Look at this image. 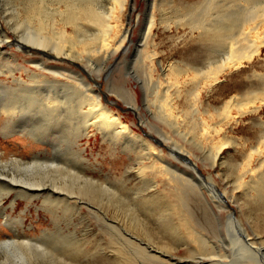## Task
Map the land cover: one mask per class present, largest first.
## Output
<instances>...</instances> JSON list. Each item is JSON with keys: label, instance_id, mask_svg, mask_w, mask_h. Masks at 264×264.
I'll list each match as a JSON object with an SVG mask.
<instances>
[{"label": "bare ground", "instance_id": "6f19581e", "mask_svg": "<svg viewBox=\"0 0 264 264\" xmlns=\"http://www.w3.org/2000/svg\"><path fill=\"white\" fill-rule=\"evenodd\" d=\"M23 1L21 12L25 17L22 19L23 13L17 12L13 20L14 29H18L21 25L25 26V28L23 27L25 33L23 32L20 39L18 37L10 38L0 20V59L7 54L8 47L16 46L27 57L39 55L47 60L32 58L29 63L34 65V68L25 66L17 68L19 65L8 68L7 64L3 65L6 70L0 67V78L5 79L0 82V129L5 135L18 133L21 135V139L28 142L27 144L30 146H37L34 144V141L37 140L47 143L48 147L45 150L49 155L55 152L63 153L62 155L73 156L81 162H88L85 157L86 150L81 149V143L82 141L90 142L92 137L97 139L99 136L103 143H109L114 153L123 147L130 161L128 172H126V175H129L126 179L132 184V187H128L131 193L130 196L128 195L130 197L128 200L132 206V214H136L142 203L152 204L154 207L150 208L151 215L161 218L164 216L176 217L178 222L171 224L170 228L184 230L196 246L203 247L205 243L198 236L203 225L197 219L194 209H201L203 200H206L209 204L216 205L221 212L226 209L224 204L228 203L227 199L234 200L235 194L228 196L229 193L225 189L221 193L217 189L216 181L212 175L209 177L197 176L200 172L196 168V164L191 162L189 151L175 142L173 137L171 138L165 131L162 132V135L159 134L163 140L156 139L151 134L145 135V137L139 135L111 107L112 101L107 100V95L101 89V83L91 74L95 69H102L100 65L93 62L91 57L97 56L104 61L123 50L126 41H131L130 29L123 27V17L127 9L132 12L135 8V0H56L58 5L64 6L65 10L56 7L57 9L54 11L45 10L43 7L45 0ZM147 1L149 3L148 11L140 33L141 49L143 48L138 52L141 56L140 60L144 62V66L149 61L150 72H162L161 75L168 78L170 84L172 83L170 87L177 89L176 95L170 94V90H168L164 96L160 97L158 105H153L154 109L148 111L151 116L164 124L172 125L173 128L174 124L177 126L181 124H178V120L182 114L175 115L173 112L174 103H179L183 99V93L179 86L181 79L190 78L192 75L191 81L195 84L197 91L201 87H212L215 82L220 81V75L237 69L245 61L247 62L260 54L264 48V0H231L230 4L227 3L228 0H198L193 4H189L186 0H180L182 8L174 10L173 21L170 20L172 18L170 12L160 11V23L165 22L166 25H169L167 23L172 21L176 27L188 28L191 35H196L198 50L196 53L190 54L191 56L186 59L187 63L182 67L172 62L163 67L161 63H158V52L154 51L152 54L145 52L152 45L154 30L156 27L158 28L159 24L157 0ZM235 3L238 4L237 9L244 10L242 13L233 12L236 8ZM169 28L170 26L167 27V30ZM216 54L219 55L218 59L216 57L214 59ZM85 55L90 57L87 60V66L83 67L81 63H83ZM50 61L56 63H50ZM61 63L64 64L61 65ZM66 64L75 65L84 73ZM257 77L262 83L261 88L250 91L248 96H244L246 99L232 97L219 112L218 109H215V112H218L217 117L222 122L229 123L234 119L235 115L232 113L234 109L243 115L248 112H257L260 106H264V75L257 74ZM6 79L11 80L10 84ZM152 83L153 85L149 88L156 90L162 84L160 79L159 83L156 82V86L154 81ZM147 93L148 91L145 97L148 96ZM131 98L134 102L133 107H137L136 92L131 94ZM147 99L145 98V100ZM194 103H199L198 96ZM195 106L190 112V117L192 121L202 125L201 131H204L208 136L211 132L207 130L208 128H203L208 124L201 118L200 107ZM199 125L194 124L190 134L196 135L201 127ZM217 126L213 128V133L221 131ZM258 128L259 134L253 137L258 146L251 145L247 151L243 149V152H247L245 154L247 163L244 164V167L242 166L240 176L236 179L238 185L235 186V189H242L246 204L264 199V169H261V166L258 168L251 166L254 154L261 157L264 153V122L258 124ZM151 140H154L160 148L155 147ZM229 143L230 141L221 145H213L215 152L211 157V169L216 170V166L225 164L223 148ZM166 154L182 163L183 168L168 161ZM47 161L50 162V165L45 164ZM133 162H136L138 167H133L131 165ZM62 164L67 165L65 168L70 167V164H65L53 156L42 158L37 155L26 161L23 158H7L3 154L0 155V168L2 169L3 167L7 169L9 165H15L28 166L27 169L30 168L33 171L32 177L28 176V178L22 179H18L16 176L12 178L6 173L0 172V223L2 224V219L5 223L9 222L14 234L12 238L0 241V250L2 247L4 249L0 264H16L15 258H19V260L21 258L22 261L26 254L34 253V249L27 248L29 242L37 240L36 237L33 238L25 233L24 221L21 216L13 217L11 212H7L4 203L10 197H14L11 201V210H14L16 197H20L32 206L37 200L39 202L42 200V203L45 204L46 202L48 204L50 202L65 204L68 210H70L69 207H73L82 212H85L84 208L87 209L86 212L96 211L86 201L76 196L73 191L43 180L45 178L42 177V173L51 169L54 170L53 173L60 172L63 170L60 166ZM43 167L46 170H43ZM75 170L77 169L75 168ZM72 173L74 174V172ZM148 176L163 178L166 184L175 187L176 195L170 200H164L159 195L158 185L160 184L157 185L155 181L148 179ZM83 179L85 183L83 189L92 193L94 197L97 198L98 190L106 191L107 187L101 186L102 184L97 182V178L95 180L93 177L84 175ZM122 184L121 188H125L124 180ZM138 184L144 185L145 188L141 190L138 188ZM108 188L107 190L110 189ZM165 213L168 214L164 215ZM218 217L221 228L230 227L232 231L236 228V224H240L234 216L230 217L226 224L220 215ZM206 222L210 226L212 225L210 220ZM115 225V223H111L107 227L117 228ZM236 235L233 236L234 238L231 237L235 241L232 256L212 254L208 257L209 264H230L231 262L264 264V247L260 246V237L257 235L250 237L245 232L242 236L238 233ZM50 237H52L51 232L43 231L38 238L43 240ZM113 237V241H122L125 245H121V243L111 251L110 255L106 256L108 264H133V260L138 254L143 255L142 257L148 263H164L160 259L161 256H165L163 253H159L157 256L155 253L154 255L150 253L151 248L150 251L140 248L135 243V239H137L135 236L118 231ZM69 256L63 255L61 262L72 264L74 259ZM230 258L232 259L229 261ZM203 263L205 262L202 260L200 264Z\"/></svg>", "mask_w": 264, "mask_h": 264}, {"label": "rangeland", "instance_id": "374dc122", "mask_svg": "<svg viewBox=\"0 0 264 264\" xmlns=\"http://www.w3.org/2000/svg\"><path fill=\"white\" fill-rule=\"evenodd\" d=\"M197 1L186 0L189 4L196 3ZM228 1L227 3L230 4L231 0ZM180 2V0H157L158 6L156 8L158 9L157 12L159 11V16H157L159 24L158 28L156 27L154 30L152 45L145 52L149 54H152L154 51L158 52V63H161L163 67H166L171 62L177 63V65L182 67L187 63L186 59L198 50L196 35H191L188 28L176 27L172 23L174 20L172 17L174 10L182 8V2ZM23 3V0H0V20L8 36L12 39H16V37L20 39L23 32L25 33L24 25H21L18 29H14L15 27H13L15 13L21 12ZM148 4L147 0H135L136 10L134 8L131 12V10L127 9L123 17V27L124 29H130L129 37L131 41H126L123 50L117 52L116 55H112L113 57H108L104 61L97 56L91 57L93 62L102 68V71L95 69L91 74L101 83V89L107 95V100L112 101L111 107L139 135L145 137V135L151 134L154 138L163 140L160 135L165 131L167 135L171 138L173 137L172 139L175 142H178L180 146H183L189 151L191 162L196 164V168L200 172L197 176L209 177L212 175L216 181L217 189L221 193L225 189L229 193L228 196L235 194V199L231 200L228 198V203L224 204L226 209H223L221 212L216 205L209 204L206 200H203V207L201 209H194L197 219L203 225L202 229L199 230L198 236L205 244L203 247H199L192 242L184 230L180 228L172 230L170 228L172 226L171 224L178 222L176 217L169 218L168 216H164L161 218L160 216L151 215L152 211L150 208L153 209L154 207L152 204L142 203L136 214H132V206L130 200H128L131 195L128 187H132V184L126 179L129 175H126V172H128L130 161L123 147H120L114 153L109 143H103V140L99 136L97 139L92 137L90 142L82 141L81 143V149L86 150L85 157L87 159L86 161H88L81 162L73 156L62 155L63 153L57 154L58 152H55L49 155L45 150L48 147L47 143L37 140L34 141V144H37V146H30L27 144L28 142L26 143V141L24 142L21 139V135L18 133L14 132L12 134H6V136L0 129V155L3 154L7 158H23L26 161L37 155H40L42 158L53 156L65 164H70L68 168H65L67 165H60L63 169L60 172L55 171L53 173L52 171L54 170L52 169L45 171V174L42 173L44 175L42 177L45 178L43 180L73 191L76 196L82 198L91 208L96 210L93 213L86 212L87 209L85 208V212L79 211L77 208L75 210L73 207H69L70 210H68L65 204L51 202V204H48V202L45 204L42 203V200L40 202L37 200L35 205L32 206L28 205L20 197H16L14 210H11V201L14 197L12 196L5 200L4 205L6 206L7 212H11L13 217L19 218L21 216L24 221L25 233L33 238L36 237L38 240H36L37 242L35 240L30 241L29 246H27V248L34 249L33 252L35 254L32 252L26 254V257L23 258L24 261H21V258L20 260L19 258H15L14 262L16 264H64L61 262L62 256L68 257L69 254V257L74 259L72 264H108L106 256L110 255L111 251L120 246L121 243V245H125L122 241H113V236L118 231L135 236L137 238L135 239V243L146 251H150L151 248L150 253L153 255L154 253L155 255L163 253L165 256L159 257L164 262H162L163 264H200L202 260L205 262L203 264H209L208 257L212 254H229L232 256V251L235 246V241L232 238L237 236L236 233L242 236L245 232L250 237L257 235V237H260V246L264 247V199L246 204L245 197L242 195V189H235V186L237 187L238 185L236 179L240 176L242 166L244 167V164L247 163L245 159L247 152H243V149L247 151L251 145L258 146V143L253 140V137L259 134L258 124L264 122V106H260L257 112H248L243 115H240L234 109L232 113L235 117L229 123L222 122L217 117V113L224 108L225 103L232 97L246 99L245 97L248 96L250 91L262 87V83L258 79L257 74L264 75V48H262L258 56L251 59L252 61H245L237 69L220 75V81L215 82L212 87H201L197 91L195 84L191 81L192 75L190 78L186 79L184 77L181 79L179 86L180 91L183 93V99L173 105L174 114H182V117L178 120V124H181L178 126L174 124L172 128V125L164 124L157 118L151 116L148 111L154 109L152 107L153 105H158L160 97L164 96L168 90H170V94H177V89L170 87L172 83L170 84V80L161 75L162 72H150V62L147 61L146 67L144 66V62L140 60L141 56L138 52L143 49H141L142 41L140 40V33L144 24L145 15L148 11ZM235 5L234 13L238 14L244 11L240 8L237 9V3ZM43 7L46 11H54L57 8L65 10L64 6L58 5L56 0H45ZM162 10L170 12V16L172 17H170V20L172 21L167 23L169 25H166L165 22L160 23V11ZM24 17L25 15L23 13L21 18L23 19ZM168 26L170 28L167 30ZM6 53L0 59L1 69H5L3 65L6 64L8 68H13L16 65H19L17 68L20 66L34 68V65L29 63L32 58L44 59L39 55L27 57L16 46L8 47ZM84 57L85 59L81 64L83 67H86L87 60H89L90 56L85 55ZM215 57L218 59L219 55L216 54V56L214 55V59ZM50 63L56 62L50 61ZM63 64L61 63V65ZM66 65L69 67L73 66L72 68L75 70L84 73L82 69L77 68L75 65ZM159 79L162 83L160 88L157 90L154 88L150 89L149 87L153 85L151 82L154 81V85L156 86V82L159 83ZM3 80L5 81L4 78H0V82H3ZM6 81L10 84L9 81L11 80L6 79ZM147 91L148 96L145 97ZM135 92L137 96V107L134 108L131 94ZM159 93L161 94L159 95ZM196 96H198L199 103H194ZM145 98L148 99L145 100ZM148 100L150 101L148 102ZM194 106L197 108L200 107L202 111L201 118L208 124L206 126L204 125L203 128H208L207 130L211 132V136H207L204 131H201L202 125H199L198 122L196 123L201 127L198 129L196 135L190 134L191 127L196 124L190 117V112L193 111ZM215 109H218V112H215ZM216 125H218L217 128L220 127L219 129H221L219 133L212 132ZM188 133L189 135H187ZM229 141V145L223 146V162L225 164L216 166V170L211 169V157L215 152L213 145H221ZM151 143L155 147L160 148L154 140H151ZM167 154L166 159L168 161L183 168L182 163L174 160ZM258 156L254 154L251 161L252 164H250L255 168L261 166V169H264V153L261 157ZM70 158L72 159L70 160ZM261 160L262 162H259ZM45 164L50 165V162L47 161ZM131 165L138 167L136 162H133ZM9 166L7 169L5 167L3 169L0 168V172L3 174L6 173L12 178L16 176L18 179L28 178V176L32 177L33 171L30 168L27 169L28 166ZM43 170H46L45 167H43ZM70 170L75 175L72 172V175H70ZM84 175L85 177L97 178V182L100 185L102 184L101 186L104 188L109 187L110 189L108 188L109 190H107L106 188V191L98 190L97 198L94 197L92 193L83 189V186H85ZM148 179L155 181L157 185L160 184L158 185V191L164 200H170L176 195L175 187L166 184L163 178L148 176ZM123 180L126 183L125 188H121ZM138 188L142 190L145 187L142 184H138ZM112 192L113 194H111ZM111 195L114 198L110 197ZM59 205L61 206L59 207ZM167 214L165 213L164 215ZM218 215L222 217L225 224L232 216L237 218L240 224H236V228L232 231L230 227L221 228L219 226ZM207 220L212 222L211 226L206 222ZM111 223H115V227L117 228L107 227ZM10 227L11 224L9 222H3L2 219V224L0 223V241L14 236ZM43 231L51 232L52 237L39 240L40 238L38 237ZM54 234L56 235L54 236ZM230 234L235 236L233 237ZM1 250L0 262L4 251L3 247ZM142 256L138 254L134 258L133 264L148 263ZM233 263L236 264L235 262H231L230 264ZM148 264L161 263L149 262Z\"/></svg>", "mask_w": 264, "mask_h": 264}]
</instances>
